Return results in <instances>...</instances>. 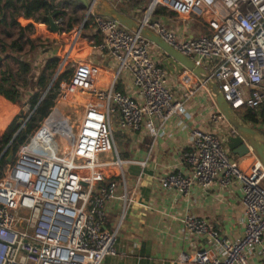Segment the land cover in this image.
Masks as SVG:
<instances>
[{"label":"built area","instance_id":"2783aa9c","mask_svg":"<svg viewBox=\"0 0 264 264\" xmlns=\"http://www.w3.org/2000/svg\"><path fill=\"white\" fill-rule=\"evenodd\" d=\"M159 8L174 13L180 21H204L209 31L178 41L156 15ZM139 11L134 20L142 28L204 68L205 81L194 76L210 94L216 112L213 121L226 122L208 87L211 83L218 86L235 113H250L264 125V0H151ZM91 14L102 39L93 43L90 51L107 54L113 68L111 77L105 87H94L103 84L101 70L83 62L90 68L80 69L75 81L94 94L95 103L86 105L76 128H49L48 122L57 113L54 109L0 180V264H103L106 257L115 256L120 227L160 132L186 112L189 95L178 98L172 92L167 71L151 57L156 45L113 18L97 16L94 11ZM60 21L54 20L56 26ZM124 75L130 81V93L118 90ZM115 119L122 131L143 132L151 139L144 161L121 159L112 129ZM129 164L142 170L131 190ZM179 164L181 170L158 181L163 190L190 195L196 187L207 191L216 183L224 187L236 182L245 207V229L240 239H231L206 221L188 217L184 221L187 248L178 261L248 264L252 253L258 251L264 264L262 164L258 161L241 169L225 139L199 129L191 131L190 144L181 152ZM113 174L119 176L118 181L109 179ZM118 185L120 196L115 194ZM114 200L122 203V216L118 227L109 231L106 208ZM193 238L206 239L208 249L191 252Z\"/></svg>","mask_w":264,"mask_h":264},{"label":"crops","instance_id":"0c3cea01","mask_svg":"<svg viewBox=\"0 0 264 264\" xmlns=\"http://www.w3.org/2000/svg\"><path fill=\"white\" fill-rule=\"evenodd\" d=\"M106 1L133 19L137 16L136 12L139 10L142 12L141 7L136 8L127 2ZM158 18L166 23L169 30L175 33L178 41L192 39V37L209 31V26L204 21L196 23L199 29L195 33H192L191 29L189 30L187 27L181 28V21L178 20L177 15L171 12L160 15ZM184 21L195 24L189 20ZM95 43H97L96 39ZM162 56L163 52L158 47L153 46L151 48V57L159 65H161ZM84 61L91 62L100 69L101 82L108 83L113 68L109 66L110 59L107 54L89 51ZM168 85L178 98L189 95L185 99L186 112L167 123L161 130L150 155L149 164L144 170L139 188L135 192V200L128 208L120 227L116 244L117 254L106 257L103 264H183L178 261V255L187 248L184 237V221L188 217L206 221L210 228L219 230L231 239H240L244 234L245 207L242 202L240 185L236 182H231L224 187L216 183L207 191L196 187L190 195H184L177 191L166 192L160 187L158 181L161 177L181 170L180 154L190 144L192 130L199 129L217 133L226 142L234 135L227 122L213 121L212 118L216 112L210 94L190 71L184 69L181 74L175 76L168 73ZM118 90L130 93V81L126 75L121 78ZM90 102L93 101L90 100ZM61 106L57 108V113L48 122L49 128L55 129L58 123L62 121L64 122L62 126H71L70 120L62 112ZM25 109L30 111L29 106H26ZM0 112L2 113L1 104ZM20 112L21 108L16 106L4 114L0 113L1 137L4 136ZM246 122L253 129L264 132V125L261 123ZM2 123H5L3 127ZM114 123L121 137L129 139L125 151H122L123 154L125 156L131 155V161H144L147 158L151 139L143 132L122 131L117 125V119L114 120ZM124 145L122 144V146ZM234 159L244 170L258 162L253 153L244 158L234 156ZM124 160L128 161V159ZM113 178L116 179L115 182L118 181L116 174L111 175L109 179ZM136 180L133 179L132 188H134ZM115 194L118 196L121 194L119 185ZM106 213V229L113 231L118 227L122 216V203L119 200L112 201L107 205ZM192 242L190 245L188 244L191 252L208 249L206 239L193 238ZM248 264H263L258 251L252 253Z\"/></svg>","mask_w":264,"mask_h":264},{"label":"trees","instance_id":"16d2710c","mask_svg":"<svg viewBox=\"0 0 264 264\" xmlns=\"http://www.w3.org/2000/svg\"><path fill=\"white\" fill-rule=\"evenodd\" d=\"M74 8L82 7V4L72 0H0V27H3L10 36V31L19 33L17 40L13 41L9 47L2 46V54H6L7 59H13L17 65L14 71L10 66L6 69L0 67V104L2 113H6L12 107H20V114L13 120L4 136L0 140V166L7 164V157L13 150L14 158H18L19 151L33 137L41 124L50 116L62 92L73 80L77 62L76 59L82 44H76L69 55L65 65L58 73L61 65L70 50L71 45L65 47L62 55L59 57L49 56L41 63L40 68L33 66L24 61L22 58L14 55L21 53L27 44L34 48V38L54 33L50 29L49 17L53 20H62L67 15L61 11L64 4ZM138 5L142 4L137 2ZM168 11L165 8H159L156 15H166ZM79 18L77 15L69 17L66 23L67 38L71 39L78 25ZM95 17L90 14L84 23V30L80 39H84L87 32L94 33L97 43L102 39L96 31ZM0 45L1 42H0ZM44 53H48L47 50ZM29 106L30 114L23 117V109ZM247 121L256 122L255 117L248 113L245 115ZM24 120V127L19 124V120ZM6 123V122H5ZM2 123V127L5 125ZM22 128V129H21ZM20 134L14 139L15 135ZM13 158V161L16 159ZM14 161V162H15ZM13 162V163H14ZM2 174L0 173V180ZM116 180V179H112ZM106 185V182L104 183Z\"/></svg>","mask_w":264,"mask_h":264},{"label":"rangeland","instance_id":"374dc122","mask_svg":"<svg viewBox=\"0 0 264 264\" xmlns=\"http://www.w3.org/2000/svg\"><path fill=\"white\" fill-rule=\"evenodd\" d=\"M141 2V0H138ZM149 1L151 0H142V4L138 5L137 3H129V5L134 6V7H141L142 11H144L148 5ZM64 8H61L60 10L65 12L67 15L64 17V21H60L59 26H57L58 31L56 33H46L45 35H40L37 38L35 37L33 40L35 42L34 48H31V45L27 44L24 48V51L21 53H16L14 55L22 58L24 61L29 62L33 68H40L41 63L45 58H48L49 56H56L59 57L62 55L64 49L66 46L71 45L70 50L67 54L66 57H69L71 54L74 46L76 44H82L79 54L75 62H77V69L75 73V77L73 78L71 84L62 92L57 105L55 106L54 109L58 108L61 106L63 103V106H61V109L63 110L62 112L65 114V116L70 120L71 125L74 126L75 128L78 126L80 123V120L82 118V115L84 113V108L86 107L87 104L90 103L91 97L92 101H94V94L90 93L89 89L84 86V84H77L76 77L79 75L78 71L80 69L84 70L87 69L88 67L90 68L89 63H83L86 62L85 56L86 54L88 55L90 51V46L95 43V36L94 33L87 32L85 34L84 39H80V35L84 30V20L86 15L88 14V8L87 7H77L74 8L73 6H70L68 4H64ZM72 15H77L79 18L78 25L75 29L74 35L71 39L67 38V33H66V23L69 20V17ZM181 28L187 27L189 30L191 29L192 33H195V31L198 28V24H192L186 21H181L180 24ZM10 36L8 33L5 31L3 27H0V42L2 45H0V56L3 58V62L0 64V67L2 69H6V66H10L12 70L16 71L17 70V65L14 62L13 59H7L6 54H2L1 49L2 46L5 45L6 47H9L13 41L17 40L19 33L17 31H10ZM73 46V48H72ZM72 48V49H71ZM47 50L48 53H44V51ZM70 53V54H69ZM66 59V58H65ZM82 60V61H81ZM82 63V64H81ZM85 71V70H84ZM78 73V75H77ZM84 76V75H83ZM83 76L81 75V80L84 82L86 81ZM77 82H76V81ZM76 82V83H75ZM103 82V81H102ZM105 83L95 85L94 87H105ZM87 99H89L87 101ZM93 103V102H92ZM68 105V106H67ZM25 109V108H24ZM23 109V117L26 118L29 116L30 111ZM1 113V112H0ZM238 116L243 120L247 121L245 118V115L242 112H238ZM68 121V120H67ZM63 121L58 123L59 126L63 125ZM66 125V124H65ZM71 127V126H70ZM113 133H114V140L116 143V146L118 147L120 157L121 159H128L131 161L132 157L131 155L125 156L122 151H125V146L128 143L129 139H123L121 137L120 133H118L117 127L115 123L113 122L112 125ZM0 136V140H1ZM122 144H125L122 146ZM23 148V147H22ZM21 148V149H22ZM20 149V151H21ZM127 149V148H126ZM19 151V153H20ZM111 152V150H110ZM112 157V155H109ZM19 157V156H18ZM14 158V154H13ZM16 159V158H14ZM18 159V158H17ZM16 159V160H17ZM15 161V160H14ZM12 160L11 163H7L5 165H1L0 168L2 167L3 170L0 169V173L2 174V178L4 177V174L8 172L10 169V166L14 162ZM113 173H118L117 171H112ZM141 169L135 164H129V175L127 176L128 180V185H129V190L132 189L133 187V179H137L140 176ZM119 177V176H116ZM136 182V181H135Z\"/></svg>","mask_w":264,"mask_h":264},{"label":"water","instance_id":"95a60500","mask_svg":"<svg viewBox=\"0 0 264 264\" xmlns=\"http://www.w3.org/2000/svg\"><path fill=\"white\" fill-rule=\"evenodd\" d=\"M82 4L83 7L88 8V14L85 17L84 23L88 19L91 11H94L97 16L113 18L117 20L122 26L130 31L139 32L145 39L155 44L162 52L163 56L160 60L162 67L172 76L179 75L184 69L190 71L200 81L206 80V72L202 66L197 64L194 60L184 56L179 51L168 45L161 37L154 32L142 28L141 25L130 16L118 11L108 1L103 0H72ZM94 1V2H93ZM50 29L56 33L58 28L53 20L49 17ZM73 48V46H72ZM71 48V49H72ZM70 54V53H69ZM68 57L61 65L58 73L65 65ZM3 62V58L0 56V64ZM210 88L214 100L224 116L226 122L234 130V135L227 140L228 151L239 158H244L247 155L253 153L258 161L264 167V132L258 131L250 127L246 121H243L237 113L230 107L225 101L223 94L220 92L218 86L215 83L208 85ZM19 124H22V128L25 123L23 119L19 120ZM21 128V129H22ZM20 131L15 135L14 139L20 134ZM13 160V150L10 151L7 157V162L11 163ZM1 170L2 167L0 168Z\"/></svg>","mask_w":264,"mask_h":264},{"label":"bare ground","instance_id":"6f19581e","mask_svg":"<svg viewBox=\"0 0 264 264\" xmlns=\"http://www.w3.org/2000/svg\"><path fill=\"white\" fill-rule=\"evenodd\" d=\"M93 99H92V97H91V101H92ZM94 103H95V100L93 101Z\"/></svg>","mask_w":264,"mask_h":264}]
</instances>
